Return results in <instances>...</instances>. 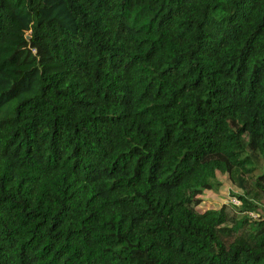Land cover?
<instances>
[{
    "label": "trees",
    "instance_id": "1",
    "mask_svg": "<svg viewBox=\"0 0 264 264\" xmlns=\"http://www.w3.org/2000/svg\"><path fill=\"white\" fill-rule=\"evenodd\" d=\"M263 169L264 0H0V264H264Z\"/></svg>",
    "mask_w": 264,
    "mask_h": 264
},
{
    "label": "rangeland",
    "instance_id": "2",
    "mask_svg": "<svg viewBox=\"0 0 264 264\" xmlns=\"http://www.w3.org/2000/svg\"><path fill=\"white\" fill-rule=\"evenodd\" d=\"M264 170V169H263ZM217 179L220 182V187L217 191H204L202 194L201 204L197 207V210L200 213H203L206 210H218L221 206L226 204L236 205L235 195L241 194V190L238 186L229 179L228 175L217 173ZM255 203L260 207L261 211L259 214H252L258 219L259 216L264 218V194H260Z\"/></svg>",
    "mask_w": 264,
    "mask_h": 264
},
{
    "label": "built area",
    "instance_id": "3",
    "mask_svg": "<svg viewBox=\"0 0 264 264\" xmlns=\"http://www.w3.org/2000/svg\"><path fill=\"white\" fill-rule=\"evenodd\" d=\"M235 203H236V205H238L239 204L238 200Z\"/></svg>",
    "mask_w": 264,
    "mask_h": 264
}]
</instances>
